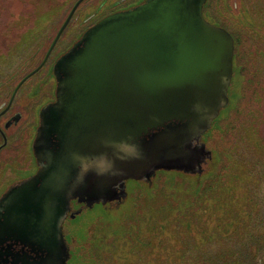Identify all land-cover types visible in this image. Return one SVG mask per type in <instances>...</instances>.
<instances>
[{
	"label": "water",
	"instance_id": "95a60500",
	"mask_svg": "<svg viewBox=\"0 0 264 264\" xmlns=\"http://www.w3.org/2000/svg\"><path fill=\"white\" fill-rule=\"evenodd\" d=\"M82 1L73 6L46 58ZM204 2L147 0L105 17L57 63L62 77L56 101L42 112L35 139L44 147L40 157L49 171L40 190L17 198L33 226L26 229L23 216L12 218L17 236L46 252L39 264L67 263L62 224L74 195L91 196L90 207L120 201L128 179L149 183L159 170L202 173L211 154L201 138L228 105L233 56L231 36L204 20ZM129 136L142 160L117 161L120 176L89 173L76 183L70 153L111 152L102 139Z\"/></svg>",
	"mask_w": 264,
	"mask_h": 264
},
{
	"label": "rangeland",
	"instance_id": "374dc122",
	"mask_svg": "<svg viewBox=\"0 0 264 264\" xmlns=\"http://www.w3.org/2000/svg\"><path fill=\"white\" fill-rule=\"evenodd\" d=\"M76 1L0 0V84L37 65ZM99 3L78 7L52 55L80 40ZM201 142L211 157L200 175L160 170L149 183L128 181L120 205L68 218L67 264H264V103L229 102ZM181 217L186 241L172 237Z\"/></svg>",
	"mask_w": 264,
	"mask_h": 264
},
{
	"label": "flooded vegetation",
	"instance_id": "af4514ba",
	"mask_svg": "<svg viewBox=\"0 0 264 264\" xmlns=\"http://www.w3.org/2000/svg\"><path fill=\"white\" fill-rule=\"evenodd\" d=\"M85 1L87 0H83L78 7ZM146 1L100 0L99 6H95L96 12L100 13L98 20L79 34L82 36L105 17L130 11ZM201 12L207 23L224 30L233 40L232 76L227 89L228 104L264 103V0H205ZM77 45L78 41L62 54L52 55L51 51L47 58L46 50L37 65L34 68L33 65L29 67L31 70L28 73L21 76L23 72H17L9 83L0 84V264H39L46 255L43 250H35L28 238L24 240L17 236L12 226V218L23 216L25 228L33 226L29 211L18 209L17 198L40 190L43 177L49 171L48 162L40 157L44 147L35 143V139L42 112L56 101L57 80L62 77L56 65L63 55ZM34 58L35 55L32 59ZM27 69L22 68L21 71ZM35 70L37 71L34 72ZM53 141L56 143V140ZM128 181L144 182L126 180L124 196L120 201H99L87 207L86 200L91 196L80 194L70 198L62 224L64 239L63 226L68 218L74 219L95 205L104 208H112L113 204L120 205L127 198ZM116 194H120V191L116 190Z\"/></svg>",
	"mask_w": 264,
	"mask_h": 264
},
{
	"label": "clouds",
	"instance_id": "9594fccd",
	"mask_svg": "<svg viewBox=\"0 0 264 264\" xmlns=\"http://www.w3.org/2000/svg\"><path fill=\"white\" fill-rule=\"evenodd\" d=\"M101 144L111 152L104 151L97 155L86 156L78 152L69 154V159L76 167L75 181L82 184L89 173H94L98 177L102 176H120L122 169L117 166V161L127 162L130 160H142L143 153L134 138L129 136L124 140H112L104 138ZM47 166V163H44Z\"/></svg>",
	"mask_w": 264,
	"mask_h": 264
},
{
	"label": "trees",
	"instance_id": "16d2710c",
	"mask_svg": "<svg viewBox=\"0 0 264 264\" xmlns=\"http://www.w3.org/2000/svg\"><path fill=\"white\" fill-rule=\"evenodd\" d=\"M188 221H189V219L187 220H185L183 217H181L179 220H178V222H176V226L177 225H180L183 229H184V231L183 232H178L177 230H174V232H173V234H172V237H173V239H175V238H177V236L180 234V233H182V237L185 239H187V234H188V230H187V228H186V224H188ZM184 234H185V237H184ZM186 239H185V241H186ZM169 240H171V237L169 236ZM172 241V240H171ZM185 241L183 240V241H181V244H183V243H185ZM177 242L179 243V240L177 239ZM180 244V243H179ZM161 246H163V243H161ZM176 250V253H177V257H176V260H179V250L177 251V249H175ZM182 251H183V249H182ZM182 251H181V254H182ZM185 253H186V251H185ZM176 260H175V263H176ZM209 260V262H210V264H218L219 262L217 261V262H213V259H208ZM221 264H243L242 263V261H236V260H233V262L232 261H230V262H228V263H221ZM255 264H258V263H255Z\"/></svg>",
	"mask_w": 264,
	"mask_h": 264
}]
</instances>
